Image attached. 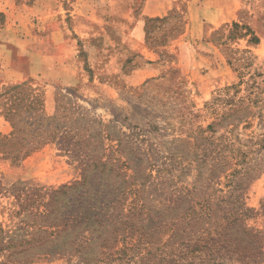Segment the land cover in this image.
I'll return each instance as SVG.
<instances>
[{"label":"rangeland","instance_id":"rangeland-1","mask_svg":"<svg viewBox=\"0 0 264 264\" xmlns=\"http://www.w3.org/2000/svg\"><path fill=\"white\" fill-rule=\"evenodd\" d=\"M85 2L77 12V0H0V62L19 64L16 83L32 80L47 115L58 98L69 100L79 108L59 105L113 136L89 145L113 166L90 173L92 197L75 229L96 238L93 248L83 244V253L91 247L84 264H264V121L238 126L233 148L244 161L229 158V147L222 154L220 142L199 145L203 153L184 135L188 123L214 120L207 103L238 82L234 65L245 80H264V0ZM222 12L230 13L220 23ZM11 84L0 83V94ZM10 131L0 116V135ZM80 179L79 159L55 143L19 166L0 158V181L16 182V191ZM16 193L0 190L5 230L22 228ZM79 260L70 253L39 261Z\"/></svg>","mask_w":264,"mask_h":264},{"label":"trees","instance_id":"trees-1","mask_svg":"<svg viewBox=\"0 0 264 264\" xmlns=\"http://www.w3.org/2000/svg\"><path fill=\"white\" fill-rule=\"evenodd\" d=\"M249 42L256 44L258 40L252 37ZM234 67L238 73V82L220 90L207 103L211 113H214V120L205 128L188 123L184 135L185 140H188L192 146L201 147L203 153L208 145L214 144L217 147L219 146L217 142H220L224 143L220 145L222 154L226 153L229 147V158L244 161L242 157L246 153L234 149L233 143L240 142L237 130L241 122L245 123L243 127L246 128L253 117L264 121V80H256L255 75L245 80V73H241L236 65ZM31 82V79H27L11 84L0 94V116L11 127L8 134L0 135V158L6 160L12 167L19 166L36 150L55 143L60 149L70 152L79 159L81 179L47 192H42L40 189L31 191L26 187L18 188L16 191V182L9 184L8 188V185L3 186L0 181L2 192L11 189L13 193L18 192L15 194L19 206L16 214L22 222V228L17 227L16 230H5L0 225V255L3 258L0 264H29L50 257H63L70 253H78L80 260L76 264H84L88 262L87 254L91 247H87L88 252L83 253L85 249L83 244L93 248L96 238L91 236L93 233L91 230H86L84 231L86 234H83L78 230L75 232V229L81 223V208L86 198L92 197L93 189L88 181L93 179L90 173L98 170L103 172L109 168L108 166H113L110 161H103L101 156H98L100 152L89 145L96 147L93 146L96 136L105 135L109 139L113 136L109 133L110 128L101 121L89 119L77 111L74 114L68 106L59 105L71 104L79 108L69 100L64 102L58 98L55 113L52 116L47 115L44 111L43 94L29 86ZM241 86L244 88L241 89ZM241 92L244 93L240 94ZM218 128L223 132L216 136L215 132ZM199 145L206 146L203 148ZM109 160H112V157H109ZM93 207H90L91 211ZM120 211L122 212V209ZM92 213L99 216L96 211ZM111 220H113L112 215ZM124 223L127 221L124 220ZM113 225L115 224L104 223V226L108 227L107 231L110 229V235L115 233ZM72 235L75 236L72 238ZM97 246L99 247V244Z\"/></svg>","mask_w":264,"mask_h":264},{"label":"crops","instance_id":"crops-1","mask_svg":"<svg viewBox=\"0 0 264 264\" xmlns=\"http://www.w3.org/2000/svg\"><path fill=\"white\" fill-rule=\"evenodd\" d=\"M79 2L80 9L77 12H85L84 9V3L85 0H77ZM98 11V8L96 6L95 12ZM156 12H161V9H158ZM230 12H222V19H220V23L223 21H227L226 15H229ZM213 14V12H212ZM213 22V21H212ZM23 76V70L21 67H19V64L13 60H9L8 62H0V83H7V82H13L16 83L18 81H21ZM5 129V127H4ZM44 264L43 261H37L32 264Z\"/></svg>","mask_w":264,"mask_h":264}]
</instances>
